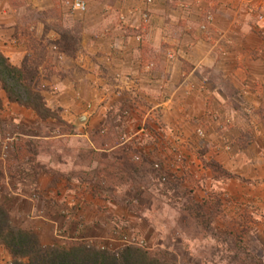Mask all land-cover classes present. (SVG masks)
I'll use <instances>...</instances> for the list:
<instances>
[{
  "label": "crops",
  "instance_id": "crops-1",
  "mask_svg": "<svg viewBox=\"0 0 264 264\" xmlns=\"http://www.w3.org/2000/svg\"><path fill=\"white\" fill-rule=\"evenodd\" d=\"M199 1L86 0L88 8L81 12L71 10L67 0H0V48L14 64L21 65L28 52L30 28L35 29L34 39L52 41L48 52L53 56L52 72L42 76V93L56 116L43 117L32 107L10 101L7 95L2 98L8 105L7 116L20 134L11 157H17V151L22 153L23 163L27 160L25 165H4L0 176V204L7 207L17 227L31 229L47 244L73 237L98 240L110 233V215L103 209L115 208L109 199L117 196V186L108 178L119 174L124 158L130 159L136 151L118 145L122 127L114 119L121 103L142 105L135 115L140 119L148 111L147 104L153 103L151 107L159 106L164 121L177 114L178 103H183L188 114L178 115L181 120L193 123L197 117L211 122L207 118L211 111L205 112V105L229 104V95L214 80V74L222 72L227 81L234 77L242 106H254L253 113L260 114L264 108V22L258 20L253 4H264V0H207L214 14L208 30H201V20L194 18L204 6ZM182 7H189V15H182L178 10ZM170 8L175 9L173 15ZM45 11L52 16L38 18ZM143 12L148 14L147 22ZM54 13L79 14L78 21H73L82 25L75 53H68L57 42L62 39L60 31L45 28L55 20ZM63 22L66 24L65 18ZM232 54L243 58L236 62ZM235 73H240L236 81ZM245 123L239 125V135L248 127L253 132L238 155L236 150L229 155V149L217 148L212 153L218 154L224 168L245 178H230L234 180L227 187L233 195L229 200L238 205L244 222L239 226L248 225L246 214L251 212L256 218L253 231L264 234V139L257 122ZM55 127L63 131L56 136L71 139L73 145L69 142L64 149H56L51 141L60 138L54 137ZM102 127L108 132L100 133ZM88 149L94 155L91 162L81 158L82 153L89 154ZM29 160L34 164L30 173L16 174L29 166ZM249 166L253 168L250 172L246 171ZM67 200L78 205L72 207V219L61 213ZM115 211L124 213L118 208ZM58 229H63V237L57 235ZM3 256L12 257L0 243V259Z\"/></svg>",
  "mask_w": 264,
  "mask_h": 264
},
{
  "label": "rangeland",
  "instance_id": "rangeland-1",
  "mask_svg": "<svg viewBox=\"0 0 264 264\" xmlns=\"http://www.w3.org/2000/svg\"><path fill=\"white\" fill-rule=\"evenodd\" d=\"M199 2H201L200 5L204 6H202V10L199 9V12H197L196 17L194 18H198V20H201L203 23L206 20L208 11L212 12V7L207 0H200ZM182 8L184 9L178 10L182 12V15L186 16V14L190 12V10L188 11L189 7ZM168 10L169 14L172 15L175 12V9L172 8ZM168 10L166 9L167 15H169ZM78 15L79 14L60 16L58 13H54L53 17L55 20L50 24H46L45 28L48 30L56 29L61 31L60 33L65 30L70 32L79 31L82 29V25L73 22L78 21ZM49 16L52 15H49L45 11L40 13L38 18L47 19ZM64 18L67 21L66 24L63 22ZM34 31V27L29 29V37L26 41L28 49L27 54L32 51L31 56H33V60L34 56H44L41 63L44 67L42 74L45 77L50 76L52 72L51 62L53 60V56L48 55V52L52 46V41L34 39ZM232 43L233 42H230V44ZM34 51L36 55H34ZM232 56L236 59V62L243 58L242 56L234 54H232ZM235 76L237 77L235 78L236 81L240 78V73H235ZM214 80L217 84L222 85V90L226 92L230 98L228 101L229 104L222 102L221 105H218L215 103L210 105L208 108L207 105H205V112L209 109L211 111L207 114V118H209L211 122L197 120V117L195 116L193 119L195 124L194 122L190 123L189 120H181L182 115L185 113V115L188 114L187 111L183 110L185 108V106L182 105L183 103H178L176 108L179 114L174 113L171 118L166 119L165 121L162 120V122L164 123V127L168 129V132L166 131L167 134L169 133V128L176 129L180 126V129L184 133V137L188 138L189 144L191 143L193 145L191 148L197 154L199 162H203L204 159L211 160L212 162L215 160V163L218 161V163L223 166V164L217 160L218 154L212 153V151L215 148L221 151H223V149H229V155H233L232 153L236 150L235 154L238 155L239 149L244 148L246 146V142L250 139V135L248 134L253 132V129L249 127L246 128V130L248 129L249 131L241 129L240 134L242 135L240 136L238 129L241 128H239L241 123L246 124L245 122L250 123V121L253 123L257 122V126L261 129L259 134L264 139V108L261 107L262 110L260 111V114H254V106H242V103H240V100L238 99L239 89L234 84V77L227 81L224 79L222 72H217L214 74ZM4 95H7L6 91L0 84V98H4ZM147 106L149 108H153L151 106H154V104L150 103L149 105L147 104ZM240 106L241 108H239ZM155 107L156 110L159 111V106ZM7 112L8 105L3 104V110L1 111L3 127L0 134V145L5 136L8 134L19 133L15 132L16 127L12 125L11 118L7 116ZM256 115L257 117H255ZM254 119H257V121ZM203 123H206V125ZM196 124L204 125L206 129L205 137L194 136L193 130ZM17 128L20 129V127ZM25 130L26 129H23V131ZM53 130H56L57 133L53 132ZM53 130H51V132L55 134L54 137H60L51 140L56 149H64L63 145H69V142H72L71 139H68L67 137H61L62 135L56 136L58 131L63 132L61 127H55ZM100 133L105 134L103 132ZM246 136L247 139L245 138ZM168 137L169 136L165 137V141H167ZM238 138L242 139L241 141L244 143H237ZM73 143L74 142H72V145ZM229 143H231V146ZM78 144L81 145L80 142H78ZM88 153L89 154L82 153L81 158H84L85 161L89 160V162H91L94 155L90 154L89 149ZM15 154L17 157H14L12 154V157H10L6 166H8L10 162L14 165L16 163L20 165L23 164L22 159L24 157L21 156L22 153L19 154V152L16 151ZM27 156L32 158V155L30 154ZM222 157L224 156L222 155ZM101 158L102 155H99L100 160H102ZM229 159L231 160L232 158ZM234 160L235 159L232 161L235 162ZM124 161L126 162L123 163V169L120 170L119 174H115L111 177L109 173L108 176L110 175V178L107 177L110 182L112 181L115 183L114 185L117 186L114 189L116 193L114 195L117 196H115L114 199H110V202L115 206V208L112 210L108 207L103 209L110 215L109 224L112 228L115 226L117 221L128 222V227L131 226L132 228H135L148 239L149 246H151L153 250L166 252L170 257L176 258L181 264H206L208 262L203 263L205 261L204 257L208 260L222 257L226 262L225 264H264V234H258L253 231L252 223H254V219L256 218L255 216H252L251 212L246 214V224L248 223V225L239 226V224L242 225L244 222L241 221L239 217L240 215H238V205L229 200L233 195L230 194V196V192L227 190L228 185H231L234 179L231 180L228 178V180L220 166L219 170H217V174L220 176L218 179L221 180L213 179V182H210L208 179L209 176H212V171L207 167L206 173H208L209 176L204 174L203 181H208V185H206V182L198 184L199 182L192 183V179H189L188 182H183L181 179L175 184L178 188H180L178 189L179 195L174 196L177 195L178 192H173V195L166 194L164 193L165 190L162 189L158 182L151 181V175L153 172L150 171L151 164L146 158L143 159L141 164L134 162L128 157L124 158ZM99 167L100 166L98 165V167L93 170L92 174H96L94 172L97 171ZM251 169H253L252 166H249L246 171L250 172ZM16 174L21 175L19 172ZM238 174H236L235 177L240 179V173ZM1 175L2 174H0V176ZM103 177L100 178V181ZM107 178L105 180H107ZM243 179L245 178L242 177L241 180ZM92 181H94L95 184V179ZM189 182L191 183V186H193V189H190L191 187ZM101 183L104 182L101 181ZM128 197H136L138 202L135 205L130 203L127 204L126 198ZM206 197H211L212 200L207 204L203 203L200 206L196 204L200 203L199 201H203V199L207 200ZM116 208L122 209L124 213L117 214L115 211ZM250 209L251 208H249L248 211H250ZM261 221L264 223L263 218ZM72 239L76 238L74 237ZM51 240L52 242L54 241L53 239ZM67 240L68 238L65 241ZM40 241L42 242V245L55 244V242L47 244L41 239ZM2 245L5 247V250L7 249V251L11 254L9 249L4 244Z\"/></svg>",
  "mask_w": 264,
  "mask_h": 264
},
{
  "label": "trees",
  "instance_id": "trees-1",
  "mask_svg": "<svg viewBox=\"0 0 264 264\" xmlns=\"http://www.w3.org/2000/svg\"><path fill=\"white\" fill-rule=\"evenodd\" d=\"M74 23L81 25L79 22ZM79 31L70 32L65 30L61 33L62 39L57 42L61 43L68 53H75L79 48ZM31 52L26 55L21 65H16L0 48L1 87L6 91L10 101L32 107L43 117L56 116V112L46 105L42 93L44 67L41 63L44 56H34L33 60ZM34 55H36L35 51ZM3 104V100L0 98V134L3 127L1 117ZM26 162L27 160L24 161V163ZM29 162V166L21 167L22 169L20 168L21 170L19 169L17 172L21 175L27 172L30 173L33 160H29ZM215 162V160L214 162L203 160V165L211 169L214 180H221L218 179L220 176L217 174L219 166L224 171L225 177L233 178L236 176L218 161L217 163L220 165ZM4 165L0 162V174L3 173L2 168ZM164 193L169 194L165 191ZM206 198L207 200L203 199V201L196 204L200 206L212 200L211 197ZM0 242L12 254L11 262L8 264H181L166 252L153 250L151 246L128 245L117 252L109 248L103 249L95 245H89L85 240L80 239H68L63 243L42 245L35 232L31 229L17 227L14 224L9 210L2 204H0ZM204 259L203 263L208 262L206 264L226 263L222 257L209 260L204 257Z\"/></svg>",
  "mask_w": 264,
  "mask_h": 264
},
{
  "label": "built area",
  "instance_id": "built-area-1",
  "mask_svg": "<svg viewBox=\"0 0 264 264\" xmlns=\"http://www.w3.org/2000/svg\"><path fill=\"white\" fill-rule=\"evenodd\" d=\"M146 1L148 3L153 2V0ZM67 5L74 11L84 12L88 8L86 0H67ZM253 5L258 20L264 22V4L257 1ZM142 19L144 22L148 21L147 12L142 13ZM213 20V12L208 11L205 22L200 25L201 29L208 30ZM91 106L92 104H90V107ZM138 106L142 107V105H139L136 101L132 104L121 103L119 106H116L114 123L118 128L122 127L119 129L118 145L129 150L136 149V151L131 154V159L136 163L141 164L144 156H147L146 159L150 161L151 171L153 172L151 181L158 182L162 189L169 194L178 192L177 195L174 196L179 195L178 189L180 188L175 184L181 179L183 182H188L189 179H192V183L199 182L198 184H202L206 182V185H208V181H203V175H208V173H206L207 167L203 165L202 161L199 162L197 154L191 148L193 145L191 143L189 144L188 138L184 137V133L180 129V126L176 129L169 128V133L167 134L168 129L164 127L162 116L160 111L156 110V107L148 108V111L143 115L144 117L140 119L135 117ZM123 126H125V128ZM106 130L105 127H102L100 131L107 133L108 131L106 132ZM193 134L195 137H205L206 129L204 125L196 124ZM19 136V133L5 136L0 145V162L5 165L7 164ZM166 136H169L167 141H165ZM25 174H28V172ZM208 180L213 182L212 176H209ZM189 185L191 187L190 189H193L190 182ZM126 202L127 204L130 203L135 205L138 199L136 197H128L126 198ZM73 206L78 205L72 200H67L65 202V207L61 210L65 218H73ZM127 224L129 223L117 221L115 226H113V228L111 227L110 233L98 240L75 238L83 239L89 245H95L103 249L109 248L117 252L128 245L149 246L148 239L135 228L131 226L128 227ZM64 234L63 229L57 230L58 236L63 237ZM11 259V257L3 256V258L0 259V264H8L11 262Z\"/></svg>",
  "mask_w": 264,
  "mask_h": 264
},
{
  "label": "water",
  "instance_id": "water-1",
  "mask_svg": "<svg viewBox=\"0 0 264 264\" xmlns=\"http://www.w3.org/2000/svg\"><path fill=\"white\" fill-rule=\"evenodd\" d=\"M84 117V116H83Z\"/></svg>",
  "mask_w": 264,
  "mask_h": 264
}]
</instances>
